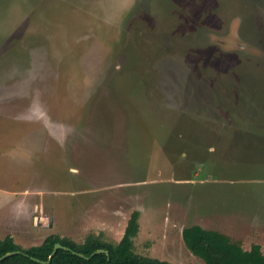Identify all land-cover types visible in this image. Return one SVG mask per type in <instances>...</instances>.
Returning a JSON list of instances; mask_svg holds the SVG:
<instances>
[{
  "label": "rangeland",
  "instance_id": "obj_1",
  "mask_svg": "<svg viewBox=\"0 0 264 264\" xmlns=\"http://www.w3.org/2000/svg\"><path fill=\"white\" fill-rule=\"evenodd\" d=\"M205 264L264 252V0H0V238Z\"/></svg>",
  "mask_w": 264,
  "mask_h": 264
},
{
  "label": "trees",
  "instance_id": "obj_2",
  "mask_svg": "<svg viewBox=\"0 0 264 264\" xmlns=\"http://www.w3.org/2000/svg\"><path fill=\"white\" fill-rule=\"evenodd\" d=\"M139 232L140 211L136 210L131 214L118 244L105 240L103 234L91 233L83 243L52 234L40 245L26 248L8 235L0 238V257L9 252H19L8 256L0 264H174L138 253L135 240ZM183 239L189 250L205 264H264V252L260 244H253L250 249H246L223 232L199 224L184 228ZM57 243L68 249H59L51 262L47 263ZM99 249L107 250L109 254L98 253L90 259L80 255L91 256Z\"/></svg>",
  "mask_w": 264,
  "mask_h": 264
},
{
  "label": "water",
  "instance_id": "obj_3",
  "mask_svg": "<svg viewBox=\"0 0 264 264\" xmlns=\"http://www.w3.org/2000/svg\"><path fill=\"white\" fill-rule=\"evenodd\" d=\"M61 248L68 249L67 247H65V246L62 245L61 243H57V244L55 245L54 250H53L52 254L50 255L49 260L47 261V263H50V262H51L53 256H54V255L57 253V251H58L59 249H61ZM17 252H19V251L9 252V253L5 254L4 256L0 257V262H1L2 260H4L5 258H7L8 256H11V255H13V254H16ZM98 253H106V254H109V252H108L107 250L99 249V250L95 251L91 256H85L84 254H80V255L83 256V257H86V258L90 259V258H92L94 255H96V254H98ZM43 262H44V261H43Z\"/></svg>",
  "mask_w": 264,
  "mask_h": 264
},
{
  "label": "crops",
  "instance_id": "obj_4",
  "mask_svg": "<svg viewBox=\"0 0 264 264\" xmlns=\"http://www.w3.org/2000/svg\"><path fill=\"white\" fill-rule=\"evenodd\" d=\"M204 227V226H203ZM207 228V227H206Z\"/></svg>",
  "mask_w": 264,
  "mask_h": 264
}]
</instances>
